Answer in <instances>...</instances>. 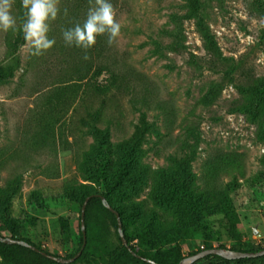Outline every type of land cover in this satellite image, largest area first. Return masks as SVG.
<instances>
[{"label":"rangeland","instance_id":"374dc122","mask_svg":"<svg viewBox=\"0 0 264 264\" xmlns=\"http://www.w3.org/2000/svg\"><path fill=\"white\" fill-rule=\"evenodd\" d=\"M110 2L121 24L114 45L97 37L87 60L66 45L63 30L82 24L90 4L60 0L54 47L33 56L25 41L17 70L0 78V234L14 228L54 255L78 252L79 190L105 192L107 168L128 175L111 197L133 245L183 258L207 244L263 249L264 0ZM13 15L17 30L0 31V64L22 25L15 3ZM111 74V89L100 90ZM88 236L68 264L123 254L116 234ZM196 264H264V256Z\"/></svg>","mask_w":264,"mask_h":264},{"label":"trees","instance_id":"16d2710c","mask_svg":"<svg viewBox=\"0 0 264 264\" xmlns=\"http://www.w3.org/2000/svg\"><path fill=\"white\" fill-rule=\"evenodd\" d=\"M15 6L18 11V16L20 19L21 24H23L25 20V9L21 6V0H15ZM208 36V35H207ZM208 39L210 41V44L212 48H215V40L212 36H208ZM25 43V40L23 39V32L18 29L15 37L13 40H11L8 44L9 46V54H8V59L7 61L3 62L0 64V78H7L13 75V73L17 70L19 66V58H18V51ZM112 75L111 81H108L105 85L100 86V90L104 92H108L111 89L113 80H114V75ZM127 150V149H126ZM133 158V157H132ZM134 161V159H131ZM104 172V183L106 185V191L105 192H99L97 190H89L88 188H81L79 192L82 194V196L77 198L76 200L82 205L84 204L86 198L88 196H92V198L89 200L86 208V214H85V224H86V231H87V243L86 246L88 245V235L89 232L94 230L96 228L104 237L105 240H107L109 232H112L116 234V237L118 241L122 245V251L123 254L120 257H117L114 259V256L111 255L110 261L104 260V264H151L147 261H145L142 257H147L150 259L155 260L156 262L160 264H177L183 257L180 255L179 251H170V250H161L159 247H156L155 245H150V244H139V245H133L132 244V239L128 235L126 225H125V214L122 210L121 207L116 205L114 201L112 200L111 195L114 192V188H120V185L124 181V177L128 175H124L123 173H116L115 171H110L109 169H103ZM73 194L75 195L74 191ZM96 194H102L104 195L109 203L119 212L122 223H123V229L125 236L129 242V246H125L123 244V241L121 239L119 230H118V217L117 215L111 211L109 208H107L101 197L96 196ZM229 208V207H228ZM229 218H230V228L229 231L233 238L236 240L241 239V232H243L242 229V223L241 220L239 219V216L237 215L236 211L230 208V211L228 212ZM114 228V231H112L111 228ZM61 228H62V234L64 235L65 239L68 240L70 239V223L67 219H62L61 221ZM12 232V237L14 238H19L17 237V232L14 228H9ZM80 233H81V241L79 244V249L78 251L82 248L83 243H84V235L83 231L81 228V217H80ZM1 235V234H0ZM4 236V235H3ZM19 239H24V238H19ZM26 240V239H24ZM30 242L29 240H26ZM32 243V242H30ZM39 247L40 249L44 250L41 246L32 243ZM85 246V247H86ZM245 244L242 242L238 243V245L233 246L232 249L235 250H242V251H256L255 245H252L251 248H244ZM213 247L210 244L205 245V248ZM219 247H224L225 246H219ZM85 249V248H84ZM131 249L135 251V253L139 254L141 257L136 256ZM200 249V250H203ZM199 250V251H200ZM46 251V250H44ZM48 252V251H46ZM84 252V250H83ZM50 253V252H48ZM78 252L74 254L67 255L66 258H71L74 255H76ZM52 254V253H51ZM83 254V253H82ZM0 255L2 257V260L0 264H64L60 263L56 260H53L45 255H43L41 252L33 250L30 247L21 245V244H9L0 241ZM59 256V255H57ZM263 257V256H261ZM261 257H254V258H241L237 260H228L225 259L219 255H208L203 259L198 260L194 264L204 261V260H210V259H217V260H224V261H239V262H247L250 260H255L259 259ZM112 260V261H111Z\"/></svg>","mask_w":264,"mask_h":264},{"label":"clouds","instance_id":"9594fccd","mask_svg":"<svg viewBox=\"0 0 264 264\" xmlns=\"http://www.w3.org/2000/svg\"><path fill=\"white\" fill-rule=\"evenodd\" d=\"M15 0H0V31H16L17 19L13 15ZM60 0H21L25 9V20L20 26L23 39L27 42L33 56H42L56 44L49 38L50 25L60 14ZM89 9L84 22L64 29L62 37L66 45L84 50V59L88 49L95 46L97 37L107 36L109 46L117 42L121 34V24L116 19V10L110 0H89ZM65 15L67 9L64 10Z\"/></svg>","mask_w":264,"mask_h":264},{"label":"water","instance_id":"95a60500","mask_svg":"<svg viewBox=\"0 0 264 264\" xmlns=\"http://www.w3.org/2000/svg\"><path fill=\"white\" fill-rule=\"evenodd\" d=\"M93 195L88 196L84 202V204L82 205V209H81V228L83 231V235H84V243L82 248L78 251V253L76 255H74L71 258H65L62 256H57L51 253H48L42 249H40L39 247H37L36 245L24 240V239H19V238H14L12 236H3L0 235V241L5 242V243H9V244H21L27 247L32 248L33 250L39 251L41 252L43 255L56 260L60 263H64V264H68V263H72L75 260H77L83 253V250L86 246L87 243V231H86V224H85V214H86V208H87V204L89 202V200L92 198ZM96 196L101 197L104 205L109 208L111 211H113L117 217H118V230L121 236V239L123 241V244L125 246H129V242L125 236L124 233V229H123V223H122V219L121 216L119 214V212L109 203V201L107 200V198L102 195V194H96ZM255 233H258V229L255 228L254 229ZM131 251L138 257H141L139 254L135 253V251L133 249H131ZM208 255H219L225 259L228 260H237V259H241V258H254V257H261L264 256V248L260 249V250H256V251H242V250H235L232 248H224V247H209L200 251H197L189 256H186L184 258H182L177 264H194L195 262H197L200 259L205 258ZM145 261L151 263V264H160L158 262H156L153 259L147 258V257H142Z\"/></svg>","mask_w":264,"mask_h":264}]
</instances>
